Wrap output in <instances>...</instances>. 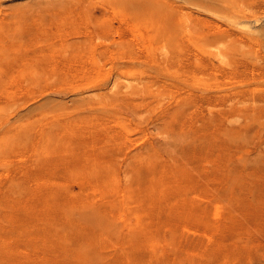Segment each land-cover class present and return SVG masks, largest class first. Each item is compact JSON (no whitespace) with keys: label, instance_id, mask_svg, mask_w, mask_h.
I'll return each instance as SVG.
<instances>
[{"label":"rangeland","instance_id":"1","mask_svg":"<svg viewBox=\"0 0 264 264\" xmlns=\"http://www.w3.org/2000/svg\"><path fill=\"white\" fill-rule=\"evenodd\" d=\"M263 48L264 0H0V264H264Z\"/></svg>","mask_w":264,"mask_h":264},{"label":"bare ground","instance_id":"2","mask_svg":"<svg viewBox=\"0 0 264 264\" xmlns=\"http://www.w3.org/2000/svg\"><path fill=\"white\" fill-rule=\"evenodd\" d=\"M185 1V0H184ZM190 2V1H189ZM203 3V2H202ZM226 3V2H225ZM177 5V4H176ZM199 5V4H198ZM228 6V5H227ZM235 6V5H234ZM205 8V7H204ZM172 9V8H171ZM129 12V11H128ZM201 12V11H200ZM235 13V12H234ZM236 17V16H235ZM252 22V21H251ZM250 22V23H251ZM248 23V22H247ZM249 24V23H248ZM177 25V24H176ZM222 44V43H220ZM223 45V44H222ZM264 49V48H263ZM152 65V64H151ZM188 83V82H187ZM130 86V85H129ZM188 87V86H187ZM106 104V103H105ZM82 105V104H81ZM86 109V108H85ZM66 112V111H65ZM125 112V111H124ZM156 112V111H155ZM63 113V112H62ZM115 113V112H114ZM117 114V113H116ZM130 114V113H129ZM60 115V114H59ZM67 115V114H66ZM92 115V114H91ZM135 117V116H134ZM126 118V117H125ZM164 119V118H163ZM57 123V122H56ZM157 123V122H156ZM125 126V125H124ZM74 134V133H73ZM199 158V157H198ZM120 163V162H119Z\"/></svg>","mask_w":264,"mask_h":264}]
</instances>
